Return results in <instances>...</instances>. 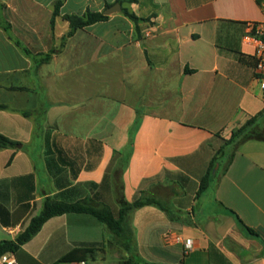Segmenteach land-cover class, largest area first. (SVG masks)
Masks as SVG:
<instances>
[{"label": "crops", "instance_id": "obj_1", "mask_svg": "<svg viewBox=\"0 0 264 264\" xmlns=\"http://www.w3.org/2000/svg\"><path fill=\"white\" fill-rule=\"evenodd\" d=\"M116 3L0 0V135L16 143L0 149V241L14 240L47 196L117 208L143 194L166 209L128 216L132 235L131 222L144 221L137 238L149 264H264V141L227 144L251 118L262 112L264 120V77L244 39L249 24L264 20V0L124 3L36 65L68 33L64 16ZM104 230L92 216L65 214L9 255L56 264L89 249L65 262L89 264L104 249ZM167 233L180 241L166 243Z\"/></svg>", "mask_w": 264, "mask_h": 264}, {"label": "trees", "instance_id": "obj_2", "mask_svg": "<svg viewBox=\"0 0 264 264\" xmlns=\"http://www.w3.org/2000/svg\"><path fill=\"white\" fill-rule=\"evenodd\" d=\"M116 2L122 5L124 3H134L136 2V0H116ZM60 5L61 3L58 2L54 6L53 18L59 14ZM122 13L134 23L142 21V19L136 17L125 8L122 9ZM63 18L69 23L68 33L61 39L59 47L53 48L46 54H38L35 57L37 66L47 63L53 55L58 54L64 48L67 39L72 37L76 31L99 22H105L108 20L109 16H105L101 12L87 11L81 16L66 15ZM262 116L263 113L261 112L260 114L248 120L243 126L232 132V135L227 141V144H230L235 149H237L240 145L250 140L264 141V120H260ZM15 145V142L0 135V149L13 148L15 147ZM47 152H51L49 146ZM216 163L217 158L214 157L210 164L209 172L200 182L198 195L203 193L208 188L209 179L212 176V170L214 169ZM228 163H230V160ZM146 206H156L161 210L166 211L163 204L157 199L153 197H147L143 194L134 199L131 203H122L117 208H111L104 204H96L93 203L91 199L86 198L77 200L75 202H67L58 200L51 196H47L43 200L40 212L30 219L27 227L22 230L14 240L0 241V258L6 254L17 253L22 246L28 243L34 236H36L40 232L44 224H46L53 218L60 217L65 214H85L92 216L104 226L106 231L110 232L114 237H116L117 240H120L123 246L126 248L127 241L125 240H127V238L132 239L133 236L132 230L128 223V216L133 210L140 209ZM231 214L234 217L240 230H242L246 236H248L249 238L260 240L258 234L253 229L247 227L235 213L231 212ZM262 243L264 245V242ZM103 245L104 244L102 243L101 246ZM80 253L91 255L92 250L77 248L67 256L63 257L59 262L65 263L68 261H72L71 258L78 256V254ZM262 256H264V252L262 253ZM119 264L136 263L133 257H129L126 260L120 261Z\"/></svg>", "mask_w": 264, "mask_h": 264}, {"label": "rangeland", "instance_id": "obj_3", "mask_svg": "<svg viewBox=\"0 0 264 264\" xmlns=\"http://www.w3.org/2000/svg\"><path fill=\"white\" fill-rule=\"evenodd\" d=\"M213 172H215V168L212 170V175H214ZM93 219L96 220L95 218ZM131 223L135 231L133 230L134 234L132 239L127 238V240H125L127 241L126 248L123 246L120 240H117L116 237H114L110 232L106 231L104 226L101 224L102 228L105 229V233H103L104 249L97 251L95 259L93 261L89 260V264H119L120 261L126 260L129 257H133L136 264H149L152 260L145 252L148 247H146V243L142 244L143 242H141L140 237L137 238V232L139 229L141 230V225L144 223V221L141 219L138 220L136 218V220H133ZM56 264L65 263L57 262Z\"/></svg>", "mask_w": 264, "mask_h": 264}, {"label": "built area", "instance_id": "obj_4", "mask_svg": "<svg viewBox=\"0 0 264 264\" xmlns=\"http://www.w3.org/2000/svg\"><path fill=\"white\" fill-rule=\"evenodd\" d=\"M146 35L148 36L149 34L147 33ZM244 39L246 42L255 45V71L257 75L264 77V20L260 23L249 24ZM262 88H264V84H262ZM164 240L166 243H173L179 242L180 238L171 233H167L164 235ZM184 246L186 248V251H188V248L191 246V241L185 240ZM0 264H18V262L12 255L6 254L0 258ZM76 264L87 263L85 261H82Z\"/></svg>", "mask_w": 264, "mask_h": 264}, {"label": "water", "instance_id": "obj_5", "mask_svg": "<svg viewBox=\"0 0 264 264\" xmlns=\"http://www.w3.org/2000/svg\"><path fill=\"white\" fill-rule=\"evenodd\" d=\"M120 11H121V6H120L119 3H116V4H114L113 6L109 7L108 9H106V10L103 12V14H104L105 16H109V15L115 13V12H120ZM214 173H215V172H213V174H214Z\"/></svg>", "mask_w": 264, "mask_h": 264}]
</instances>
